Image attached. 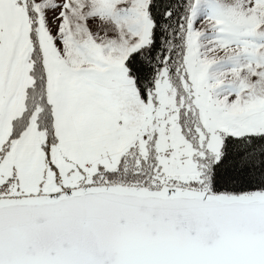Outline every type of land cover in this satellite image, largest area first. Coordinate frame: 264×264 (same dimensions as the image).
<instances>
[{
  "label": "snow or ice",
  "instance_id": "snow-or-ice-1",
  "mask_svg": "<svg viewBox=\"0 0 264 264\" xmlns=\"http://www.w3.org/2000/svg\"><path fill=\"white\" fill-rule=\"evenodd\" d=\"M0 264H264V0H0Z\"/></svg>",
  "mask_w": 264,
  "mask_h": 264
}]
</instances>
